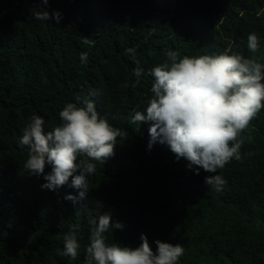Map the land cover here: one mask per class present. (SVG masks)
<instances>
[{
	"label": "trees",
	"instance_id": "trees-1",
	"mask_svg": "<svg viewBox=\"0 0 264 264\" xmlns=\"http://www.w3.org/2000/svg\"><path fill=\"white\" fill-rule=\"evenodd\" d=\"M38 6L0 0V264H89V220L109 212L123 225L106 233L109 244L135 249L144 234L153 251L157 240L182 245L179 264H264V107L239 137L242 159L218 170L220 191L205 183L212 174L196 175L166 145L149 149V125L131 123L152 96L149 70L169 50L264 63V0H49L59 23L36 19ZM250 33L259 38L255 53ZM88 97L127 136L112 158L96 162L81 199L70 182L42 188L43 175L24 169L28 148L18 141L31 116L51 131L67 103ZM70 230L81 245L74 260L62 254Z\"/></svg>",
	"mask_w": 264,
	"mask_h": 264
},
{
	"label": "clouds",
	"instance_id": "clouds-1",
	"mask_svg": "<svg viewBox=\"0 0 264 264\" xmlns=\"http://www.w3.org/2000/svg\"><path fill=\"white\" fill-rule=\"evenodd\" d=\"M48 4L49 0H39L38 8L43 11L34 13L36 19L59 23L61 14L50 13ZM82 42L94 43L88 37ZM247 47L252 53L258 51L255 33L249 34ZM166 57L149 70L152 96L143 111L134 112L131 123L149 125V149L156 143L166 145L176 160H186L187 168L196 175L201 170L212 174L205 177V183L220 191L226 180L218 170L233 159H242L244 141L239 137L264 107V63L240 53L180 58L177 51L169 50ZM87 58V52L80 54L82 63L86 64ZM143 71L137 66L133 74L139 78ZM89 97L82 106L67 103L59 112L62 123L51 131H45V121L38 115L31 116L22 130L18 143L28 148L24 169L43 175L46 183L42 188L54 191L70 182L83 199L89 190V177L97 170L96 162L103 165L112 158L117 139L127 136L126 131L101 117ZM47 166L51 171L45 174ZM65 199L76 202L71 195ZM89 226V264H179L184 254L182 245L159 240L153 251L144 234L135 249L107 243L109 230L123 228L120 222L112 223L110 212L90 219ZM80 247L75 231L64 234L63 255L74 260Z\"/></svg>",
	"mask_w": 264,
	"mask_h": 264
}]
</instances>
